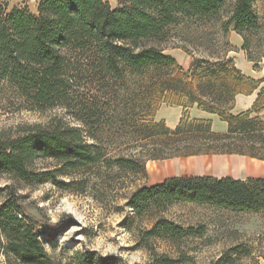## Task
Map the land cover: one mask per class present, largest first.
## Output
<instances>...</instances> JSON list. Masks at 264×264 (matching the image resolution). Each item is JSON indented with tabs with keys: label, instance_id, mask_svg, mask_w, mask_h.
Wrapping results in <instances>:
<instances>
[{
	"label": "trees",
	"instance_id": "1",
	"mask_svg": "<svg viewBox=\"0 0 264 264\" xmlns=\"http://www.w3.org/2000/svg\"><path fill=\"white\" fill-rule=\"evenodd\" d=\"M254 0H40L37 15L0 0V82L8 83L19 99L38 110L62 106L80 125L60 117L47 123L25 124L15 135L0 133V171L28 181H57L56 173L83 169L100 162L145 172V161L126 156L106 159L97 144L95 126L101 118L97 98L82 97L77 82H104L125 92L129 100L121 111L140 139H150L148 159L208 153H236L264 160V118L252 115L264 106V78L241 72L229 60L194 61L187 71L158 45L169 26L184 19H210L229 7L227 28L242 34L259 27ZM245 43L247 38L244 37ZM112 83V85L110 84ZM250 108L230 112L237 94L257 88ZM116 105L118 101L113 100ZM138 101V103H137ZM108 105L109 102H102ZM182 106L178 123L170 128L154 116L160 104ZM216 113L226 121L216 132L211 120L192 118L187 109ZM100 109V110H99ZM117 109V106L116 108ZM88 127V128H84ZM35 158L53 159L52 170L34 171ZM174 202H199L238 211L264 212V178L182 176L143 184L126 205L137 214ZM48 224L23 205L15 190L0 203V234L6 264H54L40 240ZM204 226L183 228L158 218L142 232L143 239L179 242L200 236ZM150 246V245H149ZM148 246V247H149ZM150 249L156 254L152 246ZM165 254L152 264H170ZM68 264H106L93 251L76 254Z\"/></svg>",
	"mask_w": 264,
	"mask_h": 264
},
{
	"label": "rangeland",
	"instance_id": "2",
	"mask_svg": "<svg viewBox=\"0 0 264 264\" xmlns=\"http://www.w3.org/2000/svg\"><path fill=\"white\" fill-rule=\"evenodd\" d=\"M5 1L8 10L16 8L37 15L40 0ZM108 1L111 7L119 4V0ZM253 8L258 17L257 29L239 34L232 25L225 28L223 21L229 14V7H225L210 19H184L169 26L158 45L185 71L193 67L194 61L231 59L244 74L249 71L246 66H250L254 78H264V0H254ZM107 85L98 81H81L74 85L84 92L82 97L100 100L101 118L95 126H87L95 132L96 142L106 159L126 156L145 161L147 172L146 162L152 160L148 159L147 151L153 146L152 142L140 139V134L131 130L130 120L122 117L120 110L128 102V95L118 85L113 84L112 88ZM259 90V87L255 90L256 97ZM245 95L235 96L230 112H241L235 100ZM105 100L108 105L102 103ZM113 100L118 101V105ZM163 105L165 103L160 104L157 111ZM192 107L187 109L190 117L209 119L214 131H226V121L216 113L196 117ZM252 115L264 118V106ZM54 117L82 126L62 106L38 110L19 99L8 83L0 82V133L15 135L25 124H44ZM154 119L160 120L157 114ZM59 166L50 158H35L32 162L34 171ZM56 179V182H34L13 172L0 171V203L8 191L15 190L27 210L48 224L42 229L40 240L54 264H68L77 253L86 251L104 257L106 264H152L153 258L161 254L173 260L170 264H264V212L231 210L199 202H174L164 211L153 207L137 214L126 202L133 191L151 183L140 168L130 170L100 162L83 169L56 173ZM158 218L169 219L183 228L204 226L205 231L200 236H185L179 242L144 240L142 232ZM3 248L4 238L0 234V264H6Z\"/></svg>",
	"mask_w": 264,
	"mask_h": 264
},
{
	"label": "crops",
	"instance_id": "3",
	"mask_svg": "<svg viewBox=\"0 0 264 264\" xmlns=\"http://www.w3.org/2000/svg\"><path fill=\"white\" fill-rule=\"evenodd\" d=\"M246 66L248 76L253 77V69ZM256 77V76H255ZM261 78V76H257ZM257 91L236 98L240 110L248 109ZM237 97V96H236ZM192 111H196V117H207L208 112L194 105ZM182 113L181 106L163 105L157 111V117L164 119L169 126H174L178 122ZM146 174L151 183L157 184L165 179L182 176H212V177H231L237 179L264 178V160L236 153H208L190 156H180L161 160H148L146 162Z\"/></svg>",
	"mask_w": 264,
	"mask_h": 264
}]
</instances>
